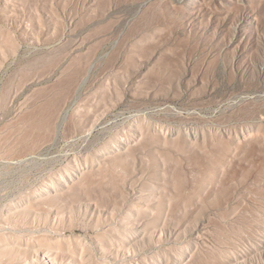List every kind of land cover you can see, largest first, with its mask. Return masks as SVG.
Masks as SVG:
<instances>
[{
    "label": "rangeland",
    "instance_id": "rangeland-1",
    "mask_svg": "<svg viewBox=\"0 0 264 264\" xmlns=\"http://www.w3.org/2000/svg\"><path fill=\"white\" fill-rule=\"evenodd\" d=\"M45 234L264 264V0H0V264Z\"/></svg>",
    "mask_w": 264,
    "mask_h": 264
},
{
    "label": "bare ground",
    "instance_id": "bare-ground-1",
    "mask_svg": "<svg viewBox=\"0 0 264 264\" xmlns=\"http://www.w3.org/2000/svg\"><path fill=\"white\" fill-rule=\"evenodd\" d=\"M31 211V210H30ZM64 234L66 232H63ZM73 239L78 240L80 242V246H74L72 241ZM36 245L39 247H45L47 251L58 250V256L61 258H67L68 261H73L75 256H79L81 258L80 264H94L93 261L90 258L89 252H90V245H89V239L85 237H58L56 236L55 239H52L49 237V235H42L40 237H37L35 239ZM50 252L46 253V255L50 256ZM51 260L52 257L50 256ZM75 261V260H74ZM72 263V262H69Z\"/></svg>",
    "mask_w": 264,
    "mask_h": 264
}]
</instances>
